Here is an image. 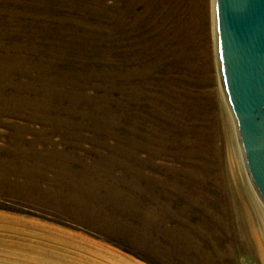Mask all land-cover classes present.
<instances>
[{
	"label": "rangeland",
	"instance_id": "rangeland-1",
	"mask_svg": "<svg viewBox=\"0 0 264 264\" xmlns=\"http://www.w3.org/2000/svg\"><path fill=\"white\" fill-rule=\"evenodd\" d=\"M153 2L154 0L147 7L142 0H0V42H2L0 57H3L0 60V73L13 70L14 73L8 75L10 80L19 83L22 80L29 83L33 81L35 84L32 88L33 105L39 109L34 110L32 120L22 116L11 118L22 129L16 128V130L5 124L0 125L1 159L7 163L20 153L19 155H25L26 160L30 161V157L35 152L46 157L53 152L66 153L74 156L75 161L72 165L79 169L82 163L77 162V158L83 156L86 163H93L102 156L101 152L105 153L113 147H121V140L126 136L130 139H125L127 147L123 151L127 153L128 163L132 162V154L136 159L140 158L144 161L147 158L154 164L161 162L160 160L166 164L176 163L173 158L151 155L145 148L147 145L154 148V145L143 138V130L147 129L143 122L147 124L149 121V119L143 121L144 114L152 115L153 118L156 109L160 107V102L144 96L143 92L158 96L164 93L163 86L168 85L174 88L171 92L175 95L181 92L182 87L181 90L193 93L204 89L220 93L219 85L221 84L223 88V84L217 35L215 32L213 37V20L210 12L212 2L204 0L199 5L200 15L204 17L201 19L198 37L185 42L180 32L179 42L175 48L176 52H182L183 56H187L189 64L195 66L193 71L186 74L180 62H175L176 65L171 67L170 53L164 56L151 52L144 55L149 49H153V43L157 39L159 21L153 14ZM132 5L133 9L129 7ZM115 11L119 20L113 21L112 13ZM124 11H127V14L121 18ZM148 22H152V26L144 30L143 27ZM16 60L17 66H15ZM46 73H48L46 81L48 119L42 116L43 102L46 103V98L45 101L42 100L45 90L43 78H46ZM204 75L206 80L210 75L213 76L211 85H198L196 79ZM0 77L2 78L3 75ZM223 94L228 104L224 88ZM227 106L231 112L229 104ZM85 111H87L86 118L81 116V112ZM96 114L100 118L103 117V121L111 122L110 126L114 124L112 126L114 129H111L113 134L106 141L105 135L96 130L98 124L93 119ZM231 116L238 140L237 147L239 145L238 149L243 156V167L248 174L232 112ZM78 133L83 138L80 149L75 148L73 138V135ZM180 135L192 139L191 134ZM222 141L223 138L220 137L219 145ZM133 145L137 147L135 151L131 149ZM121 148L117 149L118 152H122ZM172 151L171 147L169 152ZM123 154L118 155L123 156ZM17 160L19 162L16 161L15 166L19 168L22 159L17 157ZM57 160L58 163H63L60 158ZM141 170L147 177L160 174L151 164ZM53 174L54 172L50 171L48 176L51 177ZM11 178L15 182L21 179L16 175ZM102 178H105L104 175ZM107 181L102 189L105 192L109 191L107 189L110 188L109 186H113ZM38 184L42 188L49 187V180H39ZM251 184L253 185L252 181ZM50 186L54 190L57 189L54 185ZM116 186L127 191V187L120 182ZM98 188L94 190L98 191ZM253 188L255 189L254 185ZM155 191L160 193L158 189ZM28 193L27 197H21L9 190L0 192V264H179L168 262L167 257L159 253L162 249L160 247H169L162 237L152 241L148 247H143L132 242L122 234L121 230L113 231L110 227L106 228L102 225L98 227V222L97 224L92 222L96 217L112 215L110 198L104 200L102 197H91L87 199L88 203L85 206L83 198L80 197L79 204L76 205L80 208L78 211L75 210V205L71 206L73 201L68 199L69 191L62 189L61 194L64 197L62 201L67 202V211L60 212L46 203L34 200L32 198L34 190H29ZM115 216L118 217L115 220L119 222L123 218L120 214ZM194 217L196 220V216ZM233 217L232 221L237 230L239 229L238 212L235 211ZM131 222L135 224V221L130 220ZM175 224L171 219L164 222L165 228L168 229ZM226 241L227 243L232 241L230 247L233 253L230 263L226 264H263L251 250L246 235L240 230L229 234Z\"/></svg>",
	"mask_w": 264,
	"mask_h": 264
},
{
	"label": "bare ground",
	"instance_id": "bare-ground-1",
	"mask_svg": "<svg viewBox=\"0 0 264 264\" xmlns=\"http://www.w3.org/2000/svg\"><path fill=\"white\" fill-rule=\"evenodd\" d=\"M142 1L148 7L152 0ZM203 1L154 0L153 14L159 21L158 29L155 30L157 39L153 43V49L150 50L148 45L149 51L144 55L150 52L159 56L170 53L171 67L176 65L175 62H180V66L183 65L186 74L193 71L195 66L189 64L187 56H183L182 52H176L175 48L179 42L180 32H182L185 42L188 39L198 37L201 19L204 17L200 15L199 5ZM211 2L210 12H212L213 20V37H215V0H211ZM129 7L133 9V5ZM126 14L127 11H124L121 18ZM112 19L113 21L119 20L116 11L112 13ZM151 23L148 22L143 29L147 30L152 26ZM207 40L209 42V36ZM166 47L168 50L165 49ZM17 63L18 61L15 66ZM183 75L185 74L183 73ZM192 78L191 80H194ZM205 78L204 75V77L196 79L198 85H211L213 76L210 75L207 80ZM219 87L220 93L208 89L193 93L184 89L181 90L182 87L181 92L175 95L171 92V89L174 88L168 85L163 86L165 91L158 96L143 92L144 96H149L154 101L160 102V107L154 108L156 109L153 115L154 119L152 115L144 114L143 121L146 119L149 121L147 124L143 122L145 127L147 126V129L143 130V138L154 145V148L148 145L145 148L151 155L173 158L176 163L166 164L160 160L161 162L154 164L147 158L144 161L140 158L136 159L132 153L133 157L130 154L132 162L131 164L128 163L127 153L123 151L127 147L125 139H130L126 136L121 140L122 146L121 144L120 146L122 148L113 147L109 149L110 153L105 148L107 152H101L102 156L93 163H86L83 156H80V159L77 158V162L82 163L81 169L72 165L75 160H73L74 156L70 154L53 152L46 157L35 152L28 161L25 155L21 156L18 153L17 157L22 159V165L19 168L15 166L16 161H18L16 156H13L11 160L9 159L10 162L7 163L0 156V192L9 190L16 196L27 197L29 190H34L32 197L34 200L46 203L60 212L67 211V202L62 201L64 200L61 194L62 189L69 191L68 199L73 201L71 206L74 207L75 205V210L78 211L80 209L77 207L80 197L83 198L85 206L88 203L87 199L91 197H102L104 200L110 198L112 199L110 201L113 208L112 215L102 218L95 216L96 218L92 219V222L96 224L98 222V227L102 225L106 228L110 227L113 231L119 232L121 230L122 234L132 242L143 247H148L152 241L162 237L169 244V247H160L162 249L159 250V253L167 257L165 259L172 263H230L233 254L230 247L232 241L227 243L226 239L229 234L240 230L246 235L251 250L264 264V205L243 167V156L238 149L239 145L237 147L238 140L234 122L221 84ZM219 87L217 88L219 89ZM157 106L159 105L157 104ZM85 115L87 116V111L81 112L82 117L86 118ZM97 115L93 118L98 124L96 130L105 135L104 140L106 141L113 134L114 128L112 126L114 124L110 126L111 122H105L103 117L100 118ZM110 119L112 121V118ZM188 120L190 121L188 122ZM74 129L76 130V128ZM186 133L191 134L192 139L180 135ZM79 134L73 135V138L75 148L80 149V142L83 138ZM220 137L223 138V141L219 145ZM118 145L119 143H117ZM171 147L172 153L169 152ZM120 148L122 152H118L117 149ZM131 149L135 151L137 147L133 145ZM119 153L124 154L122 156L118 155ZM57 158H60L63 163H58ZM150 164L153 165L156 172L160 173L159 175L147 177L142 172L141 169ZM50 171L54 172L51 177L48 176ZM15 175L21 179L19 178L20 180L15 182L11 178ZM103 175L106 180L102 178ZM44 179L49 180V187L42 188L39 186L38 181ZM106 181L113 185L107 188L109 189L107 192L102 190ZM119 182L127 187V191L116 186ZM50 185L56 186L57 189H52ZM94 188H98V191ZM156 189L160 193L155 191ZM235 211L239 214V223L237 224L239 229L237 230H235V224L232 221ZM115 214L123 215L120 222L115 220L118 218ZM194 216H196L197 221ZM168 219L176 223L174 227L169 229L164 226V222ZM130 220L135 221V224L130 223Z\"/></svg>",
	"mask_w": 264,
	"mask_h": 264
},
{
	"label": "water",
	"instance_id": "water-1",
	"mask_svg": "<svg viewBox=\"0 0 264 264\" xmlns=\"http://www.w3.org/2000/svg\"><path fill=\"white\" fill-rule=\"evenodd\" d=\"M215 17L225 96L264 203V0H215Z\"/></svg>",
	"mask_w": 264,
	"mask_h": 264
},
{
	"label": "crops",
	"instance_id": "crops-1",
	"mask_svg": "<svg viewBox=\"0 0 264 264\" xmlns=\"http://www.w3.org/2000/svg\"><path fill=\"white\" fill-rule=\"evenodd\" d=\"M2 44V42H0ZM3 57H0V60ZM6 58V57H5ZM14 71L8 73H0V125L5 124L12 127L13 129L20 128L17 123L13 122L11 118H16V116L29 117L32 120L34 116V110L38 111L33 105L34 95L32 88L35 86L34 82H28L22 80V82H16L10 80L8 75L13 74ZM17 74V73H16ZM25 74V73H24ZM23 75V74H22ZM44 75V74H43ZM46 78H43V102L42 106V116L48 119L49 116V106H48V86L47 79L48 73H46ZM37 84V83H36ZM38 85V84H37ZM46 91V94H45ZM32 96V97H31ZM31 97V98H30ZM17 130V129H16Z\"/></svg>",
	"mask_w": 264,
	"mask_h": 264
}]
</instances>
